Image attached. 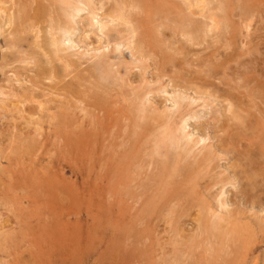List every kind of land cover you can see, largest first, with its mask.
<instances>
[{"label": "rangeland", "instance_id": "obj_1", "mask_svg": "<svg viewBox=\"0 0 264 264\" xmlns=\"http://www.w3.org/2000/svg\"><path fill=\"white\" fill-rule=\"evenodd\" d=\"M29 1L31 3H29ZM44 1L47 2L46 0L0 1V17L2 15V19L0 18L2 22H0V29L4 28L3 30H0V33H2L0 34V100L4 99V106L6 108L10 107L9 109L13 110L12 105H10L12 102H15L17 99H26V103H28V105L25 103L24 109L29 112H35L34 118L37 120L34 122L38 123L41 119V122L38 124L42 126L41 128V126L36 124V127H40L36 129L34 124L31 128V124L33 123H27L29 124L27 126L24 123L25 120L22 117H14L13 121L12 119H8L9 117L6 119L4 117H0V241L5 239L3 242H0V264H264V179H261L264 177V143L262 141L264 139V40L262 39V37L264 38V29L260 28V26L264 27V7H262L264 6V1L260 0L263 5H259L255 2V0H250L253 1V4H251V2L248 3V6H252L249 9L254 8L253 12H256L254 15H252L256 18L254 17V19H251V22H249L248 27L251 28L249 29L248 27L245 28L243 23H241L242 19L245 18V16L242 17V14L244 13L243 11L248 9L246 8V5L243 4V1L236 0L238 4L237 5L235 0H224L225 8H228L225 10L227 13L225 17L227 18V22L230 26L228 30L229 33L224 32L222 34V38L220 34L218 36L220 37L218 42L217 40L212 41V37H210L209 33L207 34L208 39L205 37V35H203L205 40L201 39L197 43H191L189 40H187L188 38L175 36L176 39L180 38L179 40L182 39L183 42L189 41L186 42L188 44L184 43L186 47L187 45L189 46L187 47L188 51L187 49L184 51L186 54L190 53V57L185 54L183 55L185 60H182V57L177 56V59L181 58L182 60H180V70H176L175 72H167L164 74L162 73V68L160 69L159 65V61H161L159 53L162 52L160 50H162L164 47L163 41L159 47L156 48L157 52L153 55L151 54V56H153L152 59H156L155 61L150 59L151 56L149 54L150 58L148 61L144 60V62L139 63L137 67L133 64L128 65L130 67V72L127 75L129 79L127 83H124L121 79V81L119 79H114L112 74L111 76L109 75L108 77L101 79V82H99L100 74L99 71L96 70L94 58H89L90 51L88 54L80 53L84 50L82 43L78 44L80 46H78V48H68L60 52V55L68 53L65 59L61 58V60L64 62H59L60 59L57 58L56 55L49 53L50 46H48V18L49 15L53 16L54 13L51 12V8L48 7V3L46 4ZM165 1L171 2L173 0H144L143 3H139V7H141L139 10L140 12H138L135 16L138 23H136L135 26L138 25L139 30L143 32L145 30L143 26H145L147 22H149V26H152L156 21L159 22V20L166 18V20L164 19L166 23V21L168 22L167 18H169V16V20H175L173 19V8L171 7V11L173 13L168 12V5H170V3H165ZM212 1L213 4L210 3L208 5V7L210 6V9H214L216 7L215 0ZM11 2L13 3L11 4ZM96 2V6H98L100 2L110 5V1L107 0H104V2L103 0H96ZM144 3L148 6V8L144 7ZM160 3H163L164 5L161 6ZM240 4H242V7ZM158 5L160 6V10L155 9V6ZM231 5L232 10L230 8ZM255 5H258L257 8L260 7L261 11H259L260 8L256 9V7H254ZM37 6L41 7L44 15L39 18L38 22L34 23V27L32 28L34 30L32 32L31 29H29L24 24H21L19 21L25 9H30L33 13V8ZM236 8L237 10H235ZM239 8H241V11ZM2 9L5 10L2 11ZM155 10L157 13L160 11V14H157ZM234 10L236 11L234 12V15L236 14L235 16L238 18L233 15ZM142 11L147 13L145 18H142L144 15L141 13ZM238 11L242 12V14ZM220 13L217 11L216 15L220 16L222 14ZM8 14L11 16L10 19L13 21L10 20V22H8V20H6L8 18L6 15ZM82 14L83 13H81V15ZM157 15L160 16V18ZM238 15H241L240 18ZM258 17H260V19ZM240 19L241 21L239 22ZM198 20L199 22H197V24L201 26L208 23V21H204L201 17H199ZM6 22H8V24H6ZM169 22L166 24H169V26L173 27L174 21L173 23ZM253 22L254 24H258V29H256L257 24L254 25ZM140 23L142 24L140 25ZM235 25H237V27H234ZM127 26L128 25L123 26V24H120L119 26L118 24L117 29L121 32H124L128 28ZM188 26H186L187 30L190 29L191 25ZM203 27L205 29V25ZM165 29L163 31H165L166 34L170 33L167 27ZM114 34L115 33L112 32V36H114ZM34 35L39 37L36 38ZM260 35L262 37H259ZM98 36V34H90V39L98 38ZM76 37L78 38V31L74 32L73 34V38L75 40H77ZM157 38L160 39L159 36ZM170 38L171 37H169V39ZM258 38L263 41H257L256 39ZM16 39L22 40H19L18 45H13L12 47L11 43ZM2 42H5L4 46L6 47L3 46ZM34 42L38 43L36 44ZM104 42L105 40L102 37L100 43L103 45ZM220 43L222 45H220ZM95 44L97 43L94 42V44H89L86 47L91 48V45L93 46ZM192 44L194 45V48L190 47L193 46ZM223 44L228 49H226ZM214 46L217 48L214 49ZM42 47H44V49ZM6 49H8V51ZM196 49L197 51H194ZM20 50H23V52L26 51L24 54L22 52L24 56L21 54L19 55V52L21 53ZM42 50L45 51L43 52ZM44 53L49 54L50 58H54V60L51 61L52 63L48 62L49 55L47 56ZM5 54L7 55L5 56ZM45 55L48 57V59L45 57ZM21 56L23 57L25 63L23 62ZM27 56L28 59L26 58ZM188 59L191 60L189 61ZM30 62L31 64L27 65V63ZM140 64L142 67L146 66V68L143 70L140 67ZM48 65H53L54 67L56 75L54 80L48 77V74H50L48 73L49 69H51L50 66L48 68ZM149 65L151 66L148 67ZM192 65L199 66L192 67ZM78 67H81L82 70ZM260 67H262L263 70ZM154 68L157 71H155ZM27 70L28 72H26ZM111 70L114 71L112 68ZM12 71L16 72L14 73ZM144 71H147L148 73H146L148 75ZM192 71L194 73H191ZM152 72L156 73L153 74ZM181 72H186L187 75L185 73L186 76H183V73ZM202 72H205L207 75ZM259 72L262 74H259ZM157 73H159V77H157ZM180 73L184 78L180 75ZM189 73L192 74L191 77V74ZM74 74L77 77H75ZM214 74L215 76H213ZM204 75L206 79L204 78ZM258 75L262 76L260 77ZM87 76L89 77L87 78ZM144 76L147 77L144 78ZM15 80L20 83H17ZM175 80H177V83L179 82L178 84H181V87L180 90L178 87H174L172 90L173 93H171L170 87L171 85L173 87V84L176 83ZM203 80L205 82H203ZM170 81L173 83H170ZM122 82L124 83V86L122 85ZM149 82L152 83L150 84ZM25 83V86L29 91L24 88L25 86L23 84ZM40 83L42 86H39L41 85ZM185 83L186 86L184 85ZM187 83L189 85L193 84L194 87L191 85L193 88L191 87V89L189 86V89L191 90H188ZM128 84L130 86L133 85L132 87H134H130L132 88L131 90H133L132 95L135 94V88L136 92L138 93L132 96L130 94L131 91L129 90L130 88L128 87ZM10 85L11 87L15 86V88L12 87V89ZM161 86H164V90L169 89V92L166 90L165 92L169 95L171 93L170 97L169 95L164 94V91V93L156 91ZM185 87H187L186 90L189 92L185 90ZM197 87L198 89L200 88L199 90L201 91L210 93L212 99L215 100L209 102V104L205 107L202 106L201 100L189 103V97H197L195 92H191ZM56 89L59 90L55 91ZM139 89L142 90L140 91ZM174 90L177 91V93L181 92V95H187L185 99L179 102L180 108L178 110H176V106L172 104L176 99L175 97H177V94L176 92L174 93ZM81 93L85 94L81 95ZM22 95L24 96L21 97ZM37 95L39 96L37 97ZM47 95H49V97ZM96 96H101V102L104 101L101 106L97 104L94 106ZM137 96L138 98H135ZM149 96L152 99L149 98ZM172 96H174V98ZM31 97L34 102L31 100ZM45 97L49 101L45 102L44 107L42 106L43 109L41 107L39 108L36 104V101H44ZM171 97L173 99H171ZM202 97L209 100V98L205 96ZM221 97H223V99L225 98V102L222 100L221 102L223 103H220L219 99ZM49 98H52V100ZM59 99H61L60 101L63 100L62 102H65L63 105L60 103L62 106H59L60 104H58ZM186 99L188 102L185 101ZM243 99L244 102L246 100L245 104H243ZM226 100H229L228 102H230V106L232 105L231 103H233V106L230 107L232 111L231 113L234 115L233 117L230 114L229 108L226 109L227 107L224 106L228 105ZM247 100H251L252 102L250 101L249 103L248 101L247 103ZM47 102H49L50 105H46ZM159 102L160 104H158ZM251 103L253 107H249V104ZM31 104H33V106ZM56 104L58 108H55ZM129 106H131V108ZM171 106H173V108ZM70 107L71 109L69 110L68 108ZM195 107L196 109H194ZM207 107H209V109ZM44 108H46L47 111ZM202 108L204 110H202ZM64 109H68V111ZM166 109L167 112L165 111ZM218 109L221 111H217ZM72 110L73 113L71 114ZM130 110H132V112H130ZM0 111H2L0 114L5 113L3 109H0ZM189 111H199L201 114L198 117H189L187 119L188 123L186 122L187 126H185V130L183 131H190L189 133L192 134L191 137H189L188 140L186 139V141L183 139L176 147H171L168 144H164L159 146L157 151H155L153 137L156 135V133H159L158 131L163 125L162 123H164L167 119L168 121L170 119L171 125H173L171 126L172 129L175 130L179 127L180 132V122L186 118L184 116L180 117V114L186 116ZM203 111L204 113L202 115ZM206 111H209V113H206ZM156 113H160L161 117L158 118L153 116ZM164 113L168 116H165ZM62 114L66 117H62ZM38 117L41 118L39 119ZM154 118H156V120H154ZM190 118H193L194 120ZM196 118L197 121L200 120L198 121L199 123L196 121ZM208 118H210V120L204 122V119ZM6 120H8V122ZM43 120H46V122H43ZM48 122L50 123L48 124ZM4 123H6V125ZM76 125L78 127L77 129ZM201 125H204L205 127H202ZM10 126H13L17 131L13 127L11 129ZM126 126L128 128H126ZM28 127H30V129ZM226 127L227 129H225ZM34 128L35 132L33 131ZM201 128H204L202 129L203 131ZM7 129H10L11 131H8ZM31 129L32 132L30 131ZM97 129L99 130L97 131ZM6 134L11 136H7ZM96 134H98V137L95 138ZM198 134L201 137L207 136L208 138L205 139L204 142L199 141V143H195L193 141L197 140L199 136ZM16 136L19 137L16 138ZM25 138L29 141L28 144ZM215 138L217 140H215ZM21 139L24 140L21 142ZM1 140H3L2 143ZM71 140L73 141L72 143ZM185 142H187L186 145H184ZM200 142L205 144L202 145ZM146 143L148 145H146ZM64 144H67L66 146L68 147H66ZM10 146L13 148H9ZM14 146H16V148H14ZM62 146L65 150L62 148ZM6 151H8L7 154L4 153ZM20 152L22 153L20 154ZM13 153L14 155L12 156ZM207 153L211 154L212 156L210 160L204 158ZM202 158L205 160L203 159L202 161ZM225 158L226 161L224 160ZM50 160H52V163L48 162ZM15 162L17 164H15ZM164 163L170 165L168 171H164L162 169ZM231 163H238V165H236V167H231ZM189 165H191L190 170L184 169ZM24 166L25 168H23ZM174 167L177 168V170L176 172L174 171L171 173V168ZM241 168L249 170V172L253 173L252 180L254 181V187L248 189L249 187L241 185V180H238L235 177V179H232L234 176L233 171L236 170L237 172ZM262 168L263 172L261 171ZM1 171L3 175H1ZM177 172L180 173L178 174ZM7 173H10L11 177H9V174ZM44 174L47 176H43ZM256 175L259 176L255 177ZM116 176H119V178ZM49 179L50 182H48ZM159 179H161V181ZM228 180L231 182L228 183ZM50 184L52 185V188ZM46 185L50 187V189ZM221 187L225 193H223L224 195L220 196L221 199H225L224 208L219 207L216 204V199L219 196L218 193ZM117 188L120 190L117 191ZM24 189L26 191H24ZM161 190L164 193H160ZM242 190L246 192L243 194L240 192ZM55 191L57 193L59 191L60 193L56 194ZM156 201L157 203H155ZM145 204H147L146 206H149L151 209L150 212L147 210L148 208L145 206ZM196 208L200 210L201 216L199 219L200 223L198 222L197 224L193 219ZM259 208L260 210H258ZM170 211L172 212L170 213ZM212 212L213 214H211ZM3 213H5L6 216H3ZM218 216L221 218L219 219ZM211 221H217V227L215 229L205 230V227H210ZM234 223H237L241 229L240 231L238 230V232L233 233L230 227ZM4 228L6 230L5 232H3ZM9 234H11V236H9ZM4 235H8V237H5Z\"/></svg>", "mask_w": 264, "mask_h": 264}, {"label": "bare ground", "instance_id": "obj_2", "mask_svg": "<svg viewBox=\"0 0 264 264\" xmlns=\"http://www.w3.org/2000/svg\"><path fill=\"white\" fill-rule=\"evenodd\" d=\"M1 1V0H0ZM47 2H45L46 4L48 3V7H50L51 8V12H53L54 14H53V16H51V15H49V18H48V21H49V24H48V37H49V45L48 46H50V51L49 50H47V51H49V53H53L54 55H56V57L57 58H59L60 60H61V58H64L65 59V57H66V55H68V53L67 54H62V55H60V52H62V51H64L65 49H68V48H75V47H77L78 48V44L79 43H82L83 44V48H84V50L82 51V52H80V53H87L88 54V52L90 51V53H89V58H94V64H95V67H96V70H98L99 71V74H100V77H99V82H101V79H104L105 77H108L109 75L111 76V74H112V76L114 77V79H116V80H123V82L125 83H127V81H129V79H128V77H127V75H128V73L130 72V67L128 66L129 64H133L134 66H138V64L139 63H143L144 62V60L146 61H148V59L150 58L149 57V54H150V56H151V54L153 55L154 53H156L157 52V50H156V48L157 47H159V45L163 42L164 43V47L162 48V50H160V51H162V52H160L159 53V57H160V60L161 61H159L160 63H159V65H160V69H161V71H162V73L164 74V73H167V72H175L176 70H180V63H181V61L182 60H185L184 58H183V55H185L186 53H185V51L184 50H186L187 49V47H189L188 45H187V47L185 46V44L184 43H186V42H191V43H197V42H199L201 39L203 40L204 39V36L203 35H205V37L207 38V34L209 33L210 34V37H212V41H216L217 40V42H218V39L220 40V37H218L220 34H221V38H222V34L224 33V32H227V33H229L228 32V30H229V28H230V26H229V24H228V22H227V18L225 17V15L227 14L226 13V9H228L227 7L225 8V4H224V0H215V2H216V7L214 8V9H210V6L208 7V5L210 4V3H212L213 4V1L212 0H173V1H171V2H169V1H165V3H170V5H168L169 6V11L168 10H166V11H168V12H172L171 11V7L173 8L172 10H173V12H174V16H173V19H175V20H169L170 19V16H169V18H167L168 19V22L169 23H173V21H174V26L173 27H171V26H169V24L167 25L166 23H168L167 21H166V23H165V21H164V19L166 20V18H163V19H161V20H159V22H155L152 26H149V22H147L146 24H145V26H143L144 28H145V30L142 32V31H140L139 30V26L138 25H136L135 26V24L137 23V20H136V14L138 13V12H140L139 10H140V7H139V3L141 4V3H143V1L144 0H107V1H110V5H106L105 3H101L100 2V4L98 5V6H96V4H97V2H96V0H46ZM232 1V0H231ZM236 1V0H235ZM238 1V0H237ZM237 1L235 2L236 4H237ZM243 1V4H245L246 5V8H248V9H246V10H244L243 12L245 13H243L242 14V12H239V13H241L243 16L242 17H244L245 16V18L244 19H242V22L241 23H243V25H244V27L245 28H247L248 26H249V22H251V19H254V17L255 16H252V15H254V13H256V12H253L254 10V8L253 9H249L250 7H252L251 5L250 6H248V3H250L251 2V4H253V1H250V0H242ZM264 1V0H263ZM103 2H104V0H103ZM214 2V3H215ZM226 2V1H225ZM228 2V1H227ZM241 2V1H240ZM255 2L256 3H258L259 5L260 4H262L261 3V1L260 0H255ZM13 2H11V4H12ZM29 3H31L30 1H29ZM168 3V4H169ZM17 4V3H16ZM151 4V3H150ZM231 4V3H230ZM235 4V5H236ZM2 5H3V2H2ZM42 5V4H41ZM144 7L146 8H148V6L144 3ZM160 5L161 6H163L164 4L163 3H160ZM215 5V4H214ZM227 5H228V3H227ZM238 5V4H237ZM263 5V4H262ZM21 6V5H20ZM44 6V5H43ZM240 6L242 7V4H240ZM143 7V8H144ZM229 7V6H228ZM237 7V6H236ZM254 7H256V9H259V8H257L258 7V5L256 6H254ZM262 7H264V6H262ZM30 8V7H29ZM49 8V9H50ZM160 8V6L158 5V6H155V9H159ZM231 10H232V5H231ZM234 8V7H233ZM44 9V8H43ZM150 9H151V7H150ZM240 9V11H241V8H239ZM5 9H2V11H4ZM15 10V9H14ZM160 10V9H159ZM235 10H237V8L235 9ZM233 11V15H234V12H236V11ZM263 10H264V8H263ZM1 11V12H2ZM101 11V12H100ZM156 11V10H155ZM155 11H153V12H155ZM161 11H163V10H161ZM166 11H165V13H166ZM217 11L220 13H222V14H224V15H222L221 13V15L220 16H217L216 15V13H217ZM229 11V10H228ZM256 11H258V10H256ZM259 11H261V8H260V10ZM19 12V11H18ZM23 12V11H22ZM172 12V13H173ZM229 12H231V11H229ZM10 13H11V10H10ZM9 13V14H10ZM20 13V12H19ZM32 13V11L30 10V9H25V11L22 13V16H21V19H20V23L21 24H24L25 26H27L29 29H31L32 30V32H33V30L34 29H32L33 27H34V23L35 22H38L39 21V18L40 17H42L43 15H44V13H43V11H42V9H41V7H39V6H37V7H34L33 8V13ZM81 13H83L82 15H81ZM141 13H143L144 15H143V17L142 18H145L146 17V14L147 13H144L143 11L141 12ZM156 13H157V11H156ZM159 14H160V11L158 12ZM157 13V14H158ZM232 13V12H231ZM262 13V12H261ZM9 14L8 15H6V16H8V18L6 19V20H8V22H10V20H12V19H10V17L11 16H9ZM140 14V13H139ZM229 14V13H228ZM257 14H258V12H257ZM260 14V13H259ZM11 15V14H10ZM46 15V14H45ZM156 15V14H155ZM236 15V14H235ZM234 15V16H235ZM158 16V15H157ZM157 16H155V17H157ZM233 16V17H234ZM239 16V15H238ZM241 16V15H240ZM240 16H239V18H240ZM257 16V15H256ZM261 16H262V14H261ZM264 16V15H263ZM262 16V17H263ZM18 17V16H17ZM46 17V16H45ZM150 17V16H149ZM153 17V16H152ZM159 18H160V16H158ZM164 17H166V16H164ZM199 17H201L204 21L206 20V21H208V23H206V24H203V26L205 25V29H204V27L203 26H201V25H199V24H197V22H199V20H198V18ZM220 17V18H219ZM236 17V16H235ZM234 17V18H235ZM241 17V18H242ZM1 19H2V15H1V17H0ZM154 18V17H153ZM158 18V19H159ZM230 18V17H229ZM236 18H238V17H236ZM256 18V17H255ZM259 19H260V17H258ZM139 20V19H138ZM141 20V19H140ZM153 20V19H152ZM154 20H156V19H154ZM13 21V20H12ZM233 21V20H232ZM241 21V19L239 20V22ZM264 21V20H263ZM0 22H1V20H0ZM8 22H6V24H8ZM140 22H142V21H140ZM2 23V22H1ZM14 23V22H13ZM119 24V26H120V24H123V26L124 25H128L127 27V29L124 31V32H121L120 30H118L117 29V25ZM138 24V23H137ZM142 23H140V25H141ZM240 24V23H239ZM253 24H254V22H253ZM257 24V23H256ZM256 24H254V25H256ZM36 25V24H35ZM38 25V24H37ZM188 25H191L190 26V29H188L187 30V28H186V26H188ZM196 25V26H195ZM242 25V26H243ZM251 25V24H250ZM260 25V24H259ZM263 25V24H262ZM2 26H3V24H2ZM9 26H10V24H9ZM40 26V25H39ZM4 27V26H3ZM6 27V26H5ZM38 27V26H37ZM36 27V28H37ZM167 27V29L169 30V32L170 33H168V34H166L165 33V31H163L165 28ZM189 27V26H188ZM234 27H237V25H235ZM256 27V26H255ZM249 28V27H248ZM253 28V27H252ZM260 28H263L264 29V27L263 26H260ZM2 29V28H1ZM0 29V30H1ZM4 29V28H3ZM2 29V30H3ZM8 29V28H7ZM15 29V28H14ZM38 29H40V28H38ZM123 29V28H122ZM249 29H251V28H249ZM256 29H258V24H257V27H256ZM9 30V29H8ZM24 30V29H23ZM166 30V29H165ZM237 30V29H236ZM239 30V29H238ZM76 31H78V38H77V40H75L74 38H73V34H74V32H76ZM232 31V30H231ZM234 31H235V29H234ZM252 31V30H251ZM254 31V30H253ZM36 32V31H35ZM37 32H38V30H37ZM44 32V31H43ZM112 32H114L115 34H114V36H112ZM205 32V33H204ZM244 32V31H243ZM255 32V31H254ZM261 32H263V31H261ZM260 32V33H261ZM14 33V32H13ZM17 33V32H16ZM22 33V32H21ZM31 33V32H30ZM40 33V32H39ZM165 33V34H164ZM256 33V32H255ZM0 34H2V33H0ZM77 34V33H76ZM90 34L92 35V34H98L99 36H98V38H95V39H97V40H95V39H90ZM234 34V33H233ZM4 35V34H3ZM10 35V34H9ZM38 35V34H37ZM45 35V34H44ZM225 35V34H224ZM258 35V34H257ZM36 38H38L36 35H34ZM160 37V39H158L157 37ZM175 37V36H180L181 38H188L187 40H189V41H186V40H184V41H186V42H183L182 41V39L181 40H179V39H176V37L175 38H173V37ZM9 37V36H8ZM93 37H95V36H93ZM104 38V40H105V42H104V44L102 45V43H100V40H101V38ZM169 37H171L170 39H169ZM259 37H262L261 35L259 36ZM20 38V37H19ZM41 38V37H40ZM249 38V37H248ZM2 39H3V37H2ZM7 39V38H6ZM6 39H4V40H6ZM172 39H174V40H172ZM208 39V38H207ZM225 39V38H224ZM262 39L264 40V38L262 37ZM3 40V41H4ZM9 40V39H8ZM19 40L21 41L22 39H16V40H14L11 44H12V47H13V45L15 46V45H18V43H19ZM36 40V39H35ZM38 40V39H37ZM40 40V39H39ZM205 40V39H204ZM234 40V39H233ZM257 41L258 40H261V39H256ZM263 40H261V41H263ZM31 41V40H30ZM30 41H28V42H30ZM112 41V42H111ZM166 41V42H165ZM225 41H226V39H225ZM228 41V40H227ZM230 41V40H229ZM6 42V41H5ZM5 42L3 43V46L5 45ZM27 42V41H26ZM44 42V41H43ZM94 42L95 43H97V44H95V45H91V48H87L86 46L87 45H89V44H94ZM34 43H36V42H34ZM38 43V42H37ZM36 43V44H37ZM46 43V42H45ZM214 43V42H213ZM222 43V42H221ZM220 43V45H222ZM227 43V42H226ZM251 43V42H250ZM260 43H262V42H260ZM264 43V42H263ZM9 44V43H8ZM39 44H40V42H39ZM186 44H188V43H186ZM199 44H201V43H199ZM198 44V45H199ZM209 44V43H208ZM215 44V43H214ZM249 44V43H248ZM10 45V44H9ZM35 45V44H34ZM43 45V44H42ZM46 45V44H45ZM44 45V46H45ZM193 45V44H192ZM224 45V44H223ZM37 46V45H36ZM47 46V45H46ZM225 46V45H224ZM244 46V45H243ZM252 46V45H251ZM4 47H6V46H4ZM8 47V46H7ZM18 47V46H17ZM16 47V48H17ZM33 47V46H32ZM80 47V46H79ZM190 47H193L194 48V45L193 46H190ZM205 47H207V46H205ZM209 47H211V46H209ZM229 47V46H228ZM247 47V46H246ZM253 47V46H252ZM9 48V47H8ZM37 48V47H36ZM40 48V47H39ZM43 49H44V47H42ZM46 48H48V47H46ZM204 48V47H203ZM217 48V47H216ZM215 48V46H214V49H216ZM225 48H226V46H225ZM232 48V47H231ZM259 48V47H258ZM261 48V47H260ZM38 49V48H37ZM192 49V48H191ZM211 49V48H210ZM226 49H228V48H226ZM255 49V48H254ZM7 51H8V49H6ZM18 50V49H17ZM156 50V51H155ZM218 50V49H217ZM217 50H215V51H217ZM221 50V49H220ZM257 50V49H256ZM260 50V49H259ZM10 51V50H9ZM16 51V50H15ZM21 51V53L19 52V55L21 54L22 56H24L23 54L26 52V51H24L23 52V50H20ZM29 51H31V50H29ZM35 51V50H34ZM43 51V50H42ZM45 51V50H44ZM43 51V52H44ZM187 51H188V49H187ZM194 51H197V49L196 50H194ZM226 51V50H225ZM264 51V50H263ZM11 52H12V50H11ZM22 52H23V54H22ZM79 52V51H78ZM233 52V51H232ZM7 53V52H6ZM15 53H17V52H15ZM48 53V52H47ZM77 53V52H76ZM195 53V52H194ZM197 53V52H196ZM234 53V52H233ZM232 53V54H233ZM18 54V53H17ZM28 54V53H27ZM44 54H46V53H44ZM190 54V53H189ZM189 54H186L187 56H189L190 57V55ZM208 54V53H207ZM219 54V53H218ZM228 54V53H227ZM250 54V53H249ZM261 54V53H260ZM263 54V53H262ZM2 55V54H1ZM7 54H5V56H6ZM10 55V54H9ZM47 56L49 55V54H46ZM45 55V57H47ZM79 55V54H78ZM193 55V54H192ZM213 55V54H212ZM220 55V54H219ZM252 55V54H251ZM258 55V54H257ZM3 56V55H2ZM1 56V57H2ZM4 56V57H5ZM21 56V57H22ZM31 56V55H30ZM29 56V57H30ZM44 56V55H43ZM52 56V55H51ZM75 56V55H74ZM87 56V55H86ZM182 57V60H181V58H176V57ZM197 56V55H196ZM216 56V55H215ZM215 56H214V58H215ZM254 56V55H253ZM49 57V63L51 62V61H53L54 60V58H50V55L48 56ZM48 57H47V59H48ZM69 57V56H68ZM75 57H77V56H75ZM156 57V56H155ZM186 57V56H185ZM189 57H187V58H189ZM252 57V56H251ZM256 57V56H255ZM10 58V57H9ZM27 59H28V56L26 57ZM44 58V57H43ZM83 58V57H82ZM153 58V56H151V58L150 59H152ZM186 58V59H187ZM236 58V57H235ZM244 58V57H243ZM254 58V57H253ZM7 59V58H6ZM22 59H23V57H22ZM30 59V58H29ZM56 59V58H55ZM76 59V58H75ZM78 59V58H77ZM197 59V58H196ZM216 59V58H215ZM236 59H238V58H236ZM246 59V58H245ZM262 59V58H261ZM9 60V59H8ZM59 60V62H64V61H60ZM70 60V59H69ZM68 60V61H69ZM153 60V59H152ZM156 59L154 58V60L153 61H155ZM181 60V61H180ZM189 60V59H188ZM191 60V59H190ZM189 60V61H190ZM56 61H57V59H56ZM87 61V60H86ZM213 61V60H212ZM230 61V60H229ZM6 62V61H5ZM9 62V61H8ZM23 62H24V59H23ZM78 62V61H77ZM184 62V61H183ZM195 62V61H194ZM199 62V61H198ZM211 62V61H210ZM239 62V61H238ZM250 62V61H249ZM25 63V62H24ZM43 63H44V61H43ZM52 63V62H51ZM58 63V62H57ZM147 63H149V62H147ZM155 63V62H154ZM243 63V62H242ZM242 63H240V64H242ZM6 64V63H5ZM28 64H31V62L30 63H27V65ZM90 64V63H89ZM185 64H187V63H185ZM184 64V65H185ZM198 64V63H197ZM223 64H224V62H223ZM235 64V63H234ZM54 65V64H53ZM53 65H48V68H49V66L51 67V69H49V72L48 73H50V74H48L49 76V78L50 79H53L54 80V78H56V75H55V70H54V67H53ZM62 65V64H61ZM70 65H71V62H70ZM80 65V64H79ZM132 65V66H133ZM148 65V64H147ZM157 65V64H156ZM189 65V64H188ZM191 65V64H190ZM246 65V64H245ZM24 66H25V64H24ZM67 66V65H66ZM77 66V65H76ZM113 66V67H112ZM144 66V65H143ZM151 65H149L148 67H150ZM153 66V65H152ZM194 66H196V65H194ZM193 65H192V67H194ZM199 66V65H198ZM198 66H196V67H198ZM228 66V65H227ZM256 66V65H255ZM14 67V66H13ZM45 67V66H44ZM60 67V66H59ZM69 67V66H68ZM67 67V68H68ZM74 67V66H73ZM84 67V66H83ZM88 67V66H87ZM140 67L144 70L145 68H146V66H144V67H142V65L140 64ZM154 67V66H153ZM189 67H191V66H189ZM188 67V68H189ZM195 67V68H196ZM201 67V66H200ZM237 67V66H236ZM254 67V66H253ZM16 68V67H15ZM30 68V67H29ZM28 68V69H29ZM32 68V67H31ZM46 68V67H45ZM61 68V67H60ZM59 68V69H60ZM71 68V67H70ZM78 68H80L81 69V67H78ZM111 68L112 69H114V71H112L111 70ZM156 68V67H155ZM154 68V69H155ZM245 68V67H244ZM261 69H262V67H260ZM25 69V68H24ZM39 69H40V67H39ZM74 69V68H73ZM76 69V68H75ZM91 69V68H90ZM148 69V68H147ZM182 69V68H181ZM198 69H200V68H198ZM241 69H242V67H241ZM240 69V70H241ZM249 69V68H248ZM63 70V69H62ZM66 70H68V69H66ZM82 70V69H81ZM139 70H141V69H139ZM153 70V69H152ZM189 70V69H188ZM187 70V71H188ZM263 70V69H262ZM44 71H46V70H44ZM59 71V70H58ZM57 71V72H58ZM68 71H70V70H68ZM72 71V70H71ZM84 71V70H83ZM149 71V70H148ZM155 71H157L156 69H155ZM160 71V72H161ZM182 71H184V70H182ZM186 71V72H187ZM198 71V70H197ZM196 71V72H197ZM258 71V70H257ZM261 71V70H260ZM12 72H14V71H12ZM16 72V71H15ZM14 72V73H15ZM26 72H28V70L26 71ZM64 72H65V70H64ZM77 72V71H76ZM80 72V71H79ZM78 72V73H79ZM140 72V71H139ZM145 72V71H144ZM147 72V71H146ZM145 72V73H146ZM186 72H181V73H183V76L185 75V73ZM190 72V71H189ZM255 72V71H254ZM263 72V71H262ZM20 73V72H19ZM72 73V72H71ZM71 73H69V74H71ZM148 73V72H147ZM146 73V74H147ZM153 73V72H152ZM156 73V72H155ZM155 73H153V74H155ZM181 73H180V75H181ZM191 73H194L193 71L191 72ZM191 73H189V74H191ZM202 73H205V72H202ZM223 73V72H222ZM240 73V72H239ZM244 73V72H243ZM42 74V73H41ZM59 74V73H58ZM68 74V75H69ZM88 74V73H87ZM86 74V75H87ZM136 74H138V73H136ZM150 74V73H149ZM153 74H151V75H153ZM178 74V73H177ZM196 74V73H195ZM206 74V73H205ZM216 74V73H215ZM215 74L213 75V76H215ZM224 74V73H223ZM227 74V73H226ZM230 74V73H229ZM258 74V73H257ZM256 74V75H257ZM259 74H262V73H260L259 72ZM19 75V74H18ZM17 75V76H18ZM21 75V74H20ZM30 75V74H29ZM75 75V74H74ZM130 75V74H129ZM145 75V74H144ZM148 75V74H147ZM159 75V73H157V77H159L158 76ZM186 75H187V73H186ZM185 75V76H186ZM207 75V74H206ZM212 75V74H211ZM220 75V74H219ZM231 75V74H230ZM239 75V74H238ZM256 75H254V76H256ZM60 76H61V74H60ZM65 76V75H64ZM90 76V75H89ZM89 76H87V78L89 77ZM182 76V75H181ZM182 76V77H183ZM192 76V74L190 75V77ZM195 76V75H194ZM197 76V75H196ZM258 76H262V75H258ZM15 77V76H14ZM58 77V76H57ZM62 77V76H61ZM75 77H77L76 75H75ZM79 77V76H78ZM145 77H147V76H144V78ZM155 77H156V75H155ZM166 77V76H165ZM164 77V78H165ZM189 77V76H188ZM188 77H187V79H188ZM203 77V76H202ZM211 77V76H210ZM228 77H230V76H228ZM239 77V76H238ZM22 78V77H21ZM20 78V79H21ZM29 78V77H28ZM27 78V79H28ZM86 78V77H85ZM91 78V77H90ZM89 78V79H90ZM138 78V77H137ZM148 78H149V76H148ZM151 78V77H150ZM163 78V77H162ZM162 78H160V79H162ZM184 78V77H183ZM204 78L206 79V77H205V75H204ZM203 78V79H204ZM250 78V77H249ZM14 79V78H13ZM32 79V78H31ZM36 79H37V77H36ZM58 79V78H57ZM56 79V80H57ZM81 79V78H80ZM158 79V78H157ZM172 79V78H171ZM176 79V78H175ZM252 79V78H251ZM257 79V78H256ZM10 80V79H9ZM17 80V79H16ZM15 80V81H16ZM33 80H34V77H33ZM65 80V79H64ZM84 80V79H83ZM98 80V79H97ZM120 80V81H121ZM132 80H133V78H132ZM131 80V81H132ZM150 80V79H149ZM174 80V79H173ZM172 80V81H173ZM178 80V79H177ZM177 80H175V82L177 81ZM233 80V79H232ZM255 80V79H254ZM254 80H252V81H254ZM14 81V80H13ZM29 81V80H28ZM46 81V80H45ZM62 81V80H61ZM93 81V80H92ZM151 81V80H150ZM153 81V80H152ZM172 81H170V83L172 82ZM222 81V80H221ZM238 81V80H237ZM264 81V80H263ZM17 83H20V82H18V81H16ZM52 82V81H51ZM72 82V81H71ZM75 82V81H74ZM73 82V83H74ZM90 82V81H89ZM94 82V81H93ZM122 82V83H123ZM158 82V81H157ZM203 82H205L204 80H203ZM207 82V81H206ZM232 82V81H231ZM246 82V81H245ZM26 83H28V82H26ZM26 83L25 84H23L24 86L26 85ZM62 83V82H61ZM66 83V82H65ZM87 83V82H86ZM124 83L122 84L123 86H124ZM129 83V82H128ZM136 83H138V82H136ZM150 83V82H149ZM152 83V82H151ZM150 83V84H151ZM169 83V84H170ZM173 83V82H172ZM177 83V82H176ZM173 84V87H172V85H171V87L170 86H168V87H170V89H171V93H173V89H174V87H178V89L180 90V87H181V84ZM181 83V82H180ZM221 83V82H220ZM242 83V82H241ZM21 84H22V82H21ZM41 84V83H40ZM147 84H148V82H147ZM160 84V83H159ZM182 84H183V82H182ZM188 84V83H187ZM206 84V83H205ZM19 85V84H18ZM91 85V84H90ZM106 85H107V83H106ZM129 85V84H128ZM127 85V86H128ZM132 85V84H131ZM165 85V84H164ZM167 85V84H166ZM185 86H186V83L184 84ZM183 85V86H184ZM192 86H193V84H191ZM191 85H189L188 84V88L187 87H185V90H186V88L188 89V90H191L193 87L191 86ZM199 85H200V83H199ZM208 85V84H207ZM236 85V84H235ZM264 85V84H263ZM39 86H42V84L41 85H39ZM44 86H46V85H44ZM73 86V85H72ZM98 86H99V84H98ZM133 86V85H132ZM132 86H128L129 88L130 87H132ZM189 86H190V88L191 89H189ZM223 86V85H222ZM10 87H11V85H10ZM13 87V86H12ZM11 87V88H12ZM18 87H20V86H18ZM48 87V86H47ZM56 87V86H55ZM102 87V86H101ZM141 87V86H140ZM167 87V86H166ZM165 87V88H166ZM13 88H15V86L13 87ZM12 88V89H13ZM24 88H26L27 89V87L25 86ZM35 88V87H34ZM81 88V87H80ZM110 88V87H109ZM132 88H134V87H132ZM132 88H130L129 90L131 91H128V92H130V94L132 95V91L133 90H131ZM138 88V87H137ZM3 89V88H2ZM8 89V88H7ZM19 89V88H18ZM18 89H17V91H18ZM30 89V88H29ZM50 89V88H49ZM61 89V88H60ZM64 89V88H63ZM123 89V88H122ZM148 89V88H147ZM183 89H184V87H183ZM200 89V88H199ZM198 89V87L197 88H195V90H192L191 92H195V95H197V97H189V103L190 102H195V101H197V100H201L202 101V106L203 107H205V106H207L208 104H209V102H212V100H215V99H212V96H211V94L210 93H208V92H206V91H201V90H199ZM207 89V88H206ZM209 89V88H208ZM235 89V88H234ZM1 90V89H0ZM4 90V89H3ZM28 90V89H27ZM26 90V91H27ZM35 90H36V88H35ZM37 90H38V88H37ZM59 90V89H58ZM57 89L55 90V91H58ZM69 90V89H68ZM89 90H91V89H89ZM111 90V89H110ZM140 91L142 90V89H139ZM145 90V89H144ZM167 92H169L167 89H165ZM165 90H164V86H161L160 88H158L156 91H160V92H165ZM176 90H177V88H176ZM182 90V89H181ZM210 91H212L211 89H209ZM29 91V90H28ZM30 91H32V90H30ZM83 91V90H82ZM115 91V90H114ZM135 94H137L138 92H136V88H135ZM155 91V92H156ZM187 91V90H186ZM250 91V90H249ZM1 92V91H0ZM11 92V91H10ZM25 92V91H24ZM50 92V91H49ZM53 92V91H52ZM84 92V91H83ZM113 92V91H112ZM163 92V93H164ZM176 92V96L177 97H175L176 99L173 101V103L172 104H174L175 106H176V110H178L179 108H180V103L179 102H181V100H183V99H185L186 98V96H184V94L183 95H181L179 92V94L177 93V91H175L174 90V93ZM184 92V91H183ZM187 92H189V91H187ZM186 92V93H187ZM190 92V93H191ZM213 92V91H212ZM4 93V92H3ZM17 93V92H16ZM26 93V92H25ZM48 93V92H47ZM86 93V92H85ZM85 93H83V94H85ZM89 93V92H88ZM140 93V92H139ZM158 93V92H157ZM171 93H170V95L168 94V93H164V94H167V95H169V97L171 96ZM185 93V94H186ZM261 93V92H260ZM13 94V93H12ZM27 94V93H26ZM52 94V93H51ZM59 94H61V93H59ZM82 93H81V95H83ZM134 94V95H135ZM150 94V93H149ZM154 94V93H153ZM161 94V93H160ZM217 94V93H216ZM10 95V94H9ZM9 95H8V97H9ZM62 95V94H61ZM79 95V94H78ZM130 95V96H131ZM134 95H132V96H134ZM156 95V94H155ZM173 95V94H172ZM193 95V94H192ZM247 95V94H246ZM6 96H7V94H6ZM19 96H20V94H19ZM18 96V97H19ZM24 95H22L21 97H23ZM30 96H33V95H30ZM39 95H37V97H38ZM48 97H49V95H47ZM46 96V97H47ZM54 96V95H53ZM66 96V95H65ZM84 96H87V95H84ZM127 96V95H126ZM202 96H205V97H207V98H209V100L208 99H205V98H203ZM219 96V95H218ZM248 96H249V94H248ZM251 96V95H250ZM3 97V96H2ZM7 97V98H8ZM26 97V96H25ZM46 97L44 98L45 100L43 101H40V100H38V101H36V104H37V106L40 108H42V106L44 107V104H45V102L46 101H49V100H47L46 99ZM47 97V98H48ZM101 97V96H100ZM100 97H98V96H96L95 97V99H96V101L94 102L95 104H94V106L97 104V105H102L103 104V102H101V100H100ZM103 97V96H102ZM116 97V96H115ZM118 97V96H117ZM147 97V96H146ZM173 98H174V96H172ZM171 97V99H173ZM210 97H211V99H210ZM220 97V96H219ZM247 97V96H246ZM4 98V97H3ZM20 98V97H19ZM30 98V97H29ZM56 98H58V97H56ZM60 98H61V96H60ZM63 98H65V97H63ZM84 98V97H83ZM135 98H138V96L137 97H135ZM145 98V97H144ZM149 98H151L150 96H149ZM188 98V97H187ZM213 98H215V97H213ZM241 98V97H240ZM242 98H243V94H242ZM242 98H241V100H242ZM34 99H35V97H34ZM37 99V98H36ZM49 99H51L52 100V98H49ZM62 99V98H61ZM61 99H59V101L61 100ZM70 99H71V97H70ZM88 99V98H87ZM120 99V98H119ZM133 99V98H132ZM152 99V98H151ZM166 99V98H165ZM225 99V98H224ZM223 99V97H221L219 100H220V103H223V102H221L222 100H224ZM246 99V98H245ZM4 99H1L0 100V109H3V111L5 112V113H2V114H0V117H4L5 119L6 118H8V119H12V121H13V119H14V117H22L24 120V123L28 126L30 123H33V124H31L32 126H31V128L33 127V125L36 127L37 125L36 124H38V123H40L41 122V117L39 118L40 119V121L37 123V122H34L35 120H37V119H35L34 118V113L33 112H29V111H26L25 109H24V104L26 103V99H22V100H16L15 102H12V104H10V105H12V107H13V110H10L9 108H6L5 106H4V101H3ZM31 100H32V97H31ZM54 100H55V98H54ZM58 100V99H57ZM91 100V99H90ZM136 100V99H135ZM138 100V99H137ZM144 100H146V99H144ZM149 100V99H148ZM218 100V101H219ZM252 100V99H251ZM250 100V101H251ZM8 101H10V100H8ZM12 101V100H11ZM33 101V100H32ZM58 101V104H60V103H62V105H63V103H65V102H62V101H60L59 102ZM76 101V100H75ZM93 101V100H92ZM115 101V100H114ZM154 101V100H153ZM165 101V100H164ZM163 101V102H164ZM172 101V100H171ZM170 101V102H171ZM185 101H187V99L185 100ZM185 101H184V103H185ZM229 100H226V102H228ZM240 101V100H239ZM248 101L249 100H247V103H248ZM250 101H249V103H250ZM5 102H6V100H5ZM34 102V101H33ZM51 102V101H50ZM78 102V101H77ZM76 102V103H77ZM121 102H122V98H121ZM127 102V101H126ZM132 102V101H131ZM142 102V101H141ZM188 102V101H187ZM214 102V101H213ZM217 102V101H216ZM224 102H225V100H224ZM241 102V101H240ZM243 102H244V99H243ZM245 102H246V100H245ZM245 102L243 103V104H245ZM252 102V101H251ZM7 103V102H6ZM8 103H10V102H8ZM73 103H75V102H73ZM90 103H92V102H90ZM89 103V104H90ZM133 103V102H132ZM219 103V104H220ZM230 102H228V105H229V107H228V105H224V106H226L227 108L226 109H228L229 108V111H230V114L232 115V117L234 116L231 112V106H233V103H231L232 105L230 106V104H229ZM247 103H246V105H247ZM27 105H28V103H26ZM49 104V102H47V104L46 105H48ZM55 104V103H54ZM81 104H82V102H81ZM88 104V105H89ZM124 104V103H123ZM158 104H160V102L158 103ZM158 104H157V106H158ZM191 104H193V103H191ZM214 104V103H213ZM217 104H218V102H217ZM225 104V103H224ZM242 104V103H241ZM26 105V106H27ZM32 106H33V104H31ZM45 105V106H46ZM50 105V104H49ZM52 105V104H51ZM61 104L59 105V106H62ZM119 105V104H118ZM164 105H165V103H164ZM190 105V104H189ZM201 105V104H200ZM199 105V107L201 108V106ZM215 105H216V103H215ZM53 106V105H52ZM124 106H126V105H124ZM150 106H151V104H150ZM224 106H223V108H224ZM253 107L252 106V103L251 104H249V107ZM11 107V108H12ZM30 107V106H29ZM74 107H75V105H74ZM92 107V106H91ZM99 107V106H98ZM130 108H131V106H129ZM172 108H173V106H171ZM209 107H211V106H209ZM209 107H207L208 109H209ZM248 107V106H247ZM248 107V108H249ZM49 108V107H48ZM55 108H58L57 107V104H56V106H55ZM65 108V107H64ZM79 108V107H78ZM170 108V107H169ZM219 108V107H218ZM221 108H222V106H221ZM31 109V108H30ZM37 109V108H36ZM43 109V108H42ZM46 111H47V109L46 108H44ZM69 110L71 109V107L70 108H68ZM68 109H64V110H67L68 111ZM74 109V108H73ZM100 109V108H99ZM109 109V108H108ZM133 109V108H132ZM138 109V108H137ZM194 109H196V107L194 108ZM225 109V110H226ZM233 109V108H232ZM254 109H255V107H254ZM38 110V109H37ZM41 110V109H40ZM89 110H91V109H89ZM127 110H129V109H127ZM138 110H140V109H138ZM149 110V109H148ZM202 110H204L203 108H202ZM241 110V109H240ZM39 111V110H38ZM80 111V110H79ZM88 111V110H87ZM135 111H137V110H135ZM162 111V110H161ZM166 112H167V109L165 110ZM194 111V110H193ZM217 111H219V109L217 110ZM221 111V110H220ZM219 111V112H220ZM0 112H2V111H0ZM57 112V111H56ZM99 112V111H98ZM101 112V111H100ZM130 112H132V110H130ZM164 112V111H163ZM176 112V111H175ZM209 113V111H206V113ZM226 112H227V110H226ZM234 112H236V111H234ZM50 113H51V111H50ZM73 113V110H72V112H71V114ZM84 113H85V111H84ZM122 113V112H121ZM128 113V112H127ZM137 113V112H136ZM203 113H204V111L202 112V115H203ZM222 113V112H221ZM87 114V113H86ZM228 114V113H227ZM244 114V113H243ZM242 114V115H243ZM44 115V114H43ZM79 115H80V113H79ZM123 115V114H122ZM164 115H165V113H164ZM181 116L180 117H186L185 119H183L179 124H180V132H179V127L178 128H176L175 130L174 129H172V127L171 126H173V125H171V122H170V119H169V121H168V119L164 122V123H162L163 125L161 126V128H160V130L158 131L159 133H156V135H154V137H153V143H154V148H155V151H157V149H158V147L159 146H161V145H164V144H168L169 146H177V145H179V143L183 140V139H185V141H186V139L188 140V138L189 137H191V135L192 134H190L189 132H184L183 130H185L184 128H185V126H187L186 124L188 123L187 122V119L189 118V117H198V116H200L201 114H200V112L199 111H196V112H190L189 111V113L185 116V115H182V114H180ZM218 115H219V113H218ZM226 115V114H225ZM230 115V116H231ZM38 116V115H37ZM73 116V115H72ZM77 116H78V114H77ZM87 116V115H86ZM153 116H155V117H161V115H160V113L158 114V113H156V114H154ZM165 116H168V115H165ZM208 116H209V114H208ZM248 116V115H247ZM45 117V116H44ZM62 117H66L65 115H63L62 114ZM92 117V116H91ZM108 117V116H107ZM124 117V116H123ZM152 117V116H151ZM150 117V118H151ZM205 117V116H204ZM138 118V117H137ZM141 118V117H140ZM149 118V119H150ZM167 118V117H166ZM203 118V117H202ZM202 118H200V119H202ZM206 118V117H205ZM17 119V118H16ZM38 119V120H39ZM44 119V118H43ZM145 119V118H144ZM147 119V118H146ZM148 119V120H149ZM190 119H193V118H190ZM199 119V118H198ZM62 120V119H61ZM60 120V121H61ZM82 120V119H81ZM154 120H156V118H154ZM194 120V119H193ZM208 120H210V118H208V119H204V122H206V121H208ZM217 120V119H216ZM228 120V119H227ZM226 120V121H227ZM7 122H8V120H6ZM5 121V122H6ZM15 121V120H14ZM46 122V120H43V122ZM79 121V120H78ZM157 121H158V119H157ZM156 121V122H157ZM188 121H192V120H188ZM196 121H197V118H196ZM198 121H200V120H198ZM197 121V122H198ZM218 121V120H217ZM9 122H11V121H9ZM63 122V121H62ZM155 122V123H156ZM187 122V123H186ZM193 122H195V121H193ZM196 122V123H197ZM231 122V121H230ZM3 123V122H2ZM14 123V122H13ZM27 123H29V124H27ZM50 122H48V124H49ZM154 123V124H155ZM159 123H161V122H159ZM199 123V122H198ZM5 125H6V123H4ZM9 124V123H8ZM7 124V125H8ZM12 124V123H11ZM10 124V125H11ZM42 124V123H41ZM68 124H70V123H68ZM78 124V123H77ZM82 124H83V121H82ZM81 124V125H82ZM126 124H128V123H126ZM137 124V123H136ZM158 124V123H157ZM206 124V123H205ZM230 124V123H229ZM241 124V123H240ZM14 125V124H13ZM39 125V124H38ZM80 125V126H81ZM129 125V124H128ZM132 125H134V124H132ZM195 125V124H194ZM193 125V126H194ZM39 126H41V125H39ZM38 126V127H39ZM50 126V125H49ZM66 126V125H65ZM79 126V125H78ZM83 126V125H82ZM196 126V125H195ZM202 126V125H201ZM204 126V125H203ZM202 126V127H203ZM217 126V125H216ZM229 126V125H228ZM241 126V125H240ZM239 126V127H240ZM259 126V125H258ZM11 127V129H12V127L13 126H10ZM9 127V128H10ZM17 127V126H16ZM26 127V126H25ZM38 127H36V129L38 128ZM138 127H139V125H138ZM198 127V126H197ZM205 127V126H204ZM2 128V127H1ZM7 128V127H6ZM14 128V127H13ZM20 128V127H19ZM19 128H17V129H19ZM29 129H30V127H28ZM27 128V129H28ZM40 128V127H39ZM41 128H42V126H41ZM48 128V127H47ZM56 128V127H55ZM57 128H58V126H57ZM56 128V129H57ZM78 127H77V125H76V129H77ZM80 128V127H79ZM126 128H128L127 126H126ZM130 128V127H129ZM133 128H135V127H133ZM157 128V127H156ZM216 128V127H215ZM241 128V127H240ZM15 129V128H14ZM14 129H13V131H14ZM27 129H25V130H27ZM75 129V128H74ZM141 129V128H140ZM143 129H145V128H143ZM148 129V128H147ZM158 129V128H157ZM187 129V128H186ZM202 129H204V128H201V130ZM221 129V128H220ZM225 129H227V127L225 128ZM8 130V129H7ZM10 130V129H9ZM8 130V131H9ZM16 130V129H15ZM35 130V128L33 129V131ZM42 130V129H41ZM40 130V131H41ZM58 130V129H57ZM99 129H97V131H98ZM139 130V129H138ZM192 130V129H191ZM195 130H196V128H195ZM198 130V129H197ZM224 130V129H223ZM11 131V130H10ZM17 131V130H16ZM19 131V130H18ZM29 131V130H28ZM31 132H32V129L30 130ZM38 131H39V129H38ZM103 131V130H102ZM148 131H149V129H148ZM151 131V130H150ZM203 131V130H202ZM247 131V130H246ZM35 132V131H34ZM33 132V133H34ZM47 132V131H46ZM108 132V131H107ZM132 132V131H131ZM223 132V131H222ZM225 132V131H224ZM239 132V131H238ZM241 132V131H240ZM11 133V132H10ZM9 133V134H10ZM14 133H15V131H14ZM20 133H21V129H20ZM24 133H25V131H24ZM30 133V132H29ZM96 133V132H95ZM179 133V134H178ZM193 133V132H192ZM200 133V132H199ZM204 133V132H203ZM209 133V132H208ZM207 133V134H208ZM9 134H6L7 136L9 135ZM19 134V133H18ZM147 134V133H146ZM151 134V133H150ZM225 134V133H224ZM5 135V136H6ZM14 135H16V134H14ZM98 134H96V136H95V138L96 137H98L97 136ZM199 135V134H198ZM204 135V134H203ZM206 135V134H205ZM215 135V134H214ZM6 136V137H7ZM9 136H11V135H9ZM21 136V135H20ZM23 136V135H22ZM74 136V135H73ZM85 136V135H84ZM216 136H218V135H216ZM19 136H16V138H18ZM59 137V136H58ZM130 137V136H129ZM148 137V136H147ZM211 137H212V135H211ZM219 137V136H218ZM9 138V137H8ZM29 138V137H28ZM128 138V137H127ZM131 138V137H130ZM196 138V137H195ZM208 137L206 136H204V137H201L200 135L198 136V138H197V140H195V141H193V142H198L199 143V141H205V139H207ZM30 139V138H29ZM86 139V138H85ZM119 139H122V138H119ZM214 139V138H213ZM24 140V139H23ZM22 139H21V142L23 141ZM25 140H26V138H25ZM94 140V139H93ZM135 140V139H134ZM190 140V139H189ZM210 140V139H209ZM215 140H217L216 138H215ZM2 141L3 140H1V143H2ZM31 141H32V139H31ZM64 141V140H63ZM62 141V142H63ZM120 141V140H119ZM213 141V140H212ZM263 141V143H264V139L262 140ZM26 142H27V144H28V140H26ZM25 142V143H26ZM73 141L71 140V143H72ZM79 142V141H78ZM24 143V142H23ZM33 143V142H32ZM80 143V142H79ZM87 143V142H86ZM94 143H95V141H94ZM123 143V142H122ZM194 143V144H195ZM201 143V142H200ZM213 143V142H212ZM215 143V142H214ZM9 144V143H8ZM11 144V143H10ZM187 144V142H185L184 143V145H186ZM190 144V143H189ZM202 144V143H201ZM203 144H205V143H203ZM202 144V145H203ZM209 144V143H208ZM207 144V145H208ZM218 144H219V142H218ZM20 145H22V144H20ZM38 145V144H37ZM65 146L67 145V144H64ZM63 145V146H64ZM79 145V144H78ZM146 145H148L147 143H146ZM262 145V144H261ZM8 146V145H7ZM13 146V145H12ZM12 146H10L9 148H11ZM63 146H62V148H63ZM204 146H206V145H204ZM211 146V145H210ZM213 146V145H212ZM4 147V146H3ZM26 147V146H25ZM29 147H30V145H29ZM66 147H68V146H66ZM201 147V146H200ZM220 147V146H219ZM238 147V146H237ZM13 148V147H12ZM14 148H16V146H14ZM17 148H18V146H17ZM23 148V147H22ZM182 148H183V146H182ZM202 148V147H201ZM3 149V148H2ZM64 149V148H63ZM68 149V148H67ZM149 149V148H148ZM152 149H153V146H152ZM220 149V148H219ZM11 150H14V149H11ZM22 150V149H21ZM30 150V149H29ZM29 150H27V151H29ZM32 150V149H31ZM65 150V149H64ZM90 150V149H89ZM92 150V149H91ZM172 150H173V148H172ZM192 150V149H191ZM199 150H200V148H199ZM222 150V149H221ZM20 151V150H19ZM23 151V150H22ZM102 151V150H101ZM224 151V150H223ZM3 152V151H2ZM7 152L8 151H6V152H4V153H6L7 154ZM199 152V151H198ZM249 152V151H248ZM263 152V151H262ZM10 153V152H9ZM9 153H8V155H9ZM22 152H20V154H21ZM25 153V152H24ZM29 153V152H28ZM133 153V152H132ZM160 154V153H159ZM165 154V153H164ZM186 154V153H185ZM203 154V153H202ZM225 154V153H224ZM2 155V154H1ZM14 155V153L12 154V156ZM15 155H16V152H15ZM131 155V154H130ZM129 155V156H130ZM153 155V154H152ZM158 155V154H157ZM223 155V154H222ZM3 156H5V155H3ZM23 156H24V154H23ZM23 156H22V158H23ZM200 156V155H199ZM31 157V156H30ZM143 157H144V155H143ZM205 159H207V160H210L211 158H212V156H211V154H209V153H207L206 155H205V157H204ZM204 158H202V161H203V159ZM26 159V158H25ZM27 159H29V158H27ZM128 159V158H127ZM166 159V158H165ZM204 159V160H205ZM218 159V158H217ZM258 159V158H257ZM17 160V159H16ZM225 161H226V158L224 159ZM260 160V159H259ZM52 160H50V161H48V162H50V163H52L51 162ZM166 162V161H165ZM229 162V161H228ZM236 162V161H235ZM20 163V162H19ZM158 163V162H157ZM230 163V162H229ZM15 164H17L16 162H15ZM25 164V163H24ZM138 164V163H137ZM197 164V163H196ZM1 165V164H0ZM20 165V164H19ZM29 165V164H28ZM53 165V164H52ZM228 165V164H227ZM236 165H238V163L237 164H234V163H231L230 164V166L231 167H236ZM22 166V165H21ZM50 166V165H49ZM144 166V165H143ZM150 166V165H149ZM162 166V165H161ZM181 166V165H180ZM224 166V165H223ZM243 166V165H242ZM170 167V165H168L167 163H164L163 164V167H162V169L164 170V171H168V168ZM239 167H241V166H239ZM246 167V166H245ZM249 167V166H248ZM2 168V167H1ZM23 168H25V166L23 167ZM31 168V167H30ZM36 168V167H35ZM181 168V167H180ZM190 168H191V165H189L187 168H184V169H186V170H190ZM216 168V167H215ZM256 168V167H255ZM14 169H15V167H14ZM138 169V168H137ZM231 169V168H230ZM261 169V168H260ZM2 170V169H1ZM4 170V169H3ZM8 170H10V169H8ZM7 170V171H8ZM176 170H177V168H171V173H173L174 171L176 172ZM192 170V169H191ZM197 170V169H196ZM195 170V171H196ZM212 170H213V168H212ZM216 170V169H215ZM254 170V169H253ZM37 171V170H36ZM53 171V170H52ZM113 171V170H112ZM231 171V170H230ZM262 172H263V168H262V170H261ZM4 172V171H3ZM11 172V171H10ZM45 172V171H44ZM185 172V171H184ZM261 172V173H262ZM30 173V172H29ZM34 173V172H33ZM46 173V172H45ZM169 173V172H168ZM170 173V174H171ZM178 173V172H177ZM180 173V172H179ZM178 173V174H179ZM193 173V172H192ZM7 174H9V177H11L10 176V173H7ZM16 174V173H15ZM117 174V173H116ZM177 174V175H178ZM256 174V173H255ZM259 175H261L260 173H258ZM263 174V173H262ZM1 175H3L2 174V171H1ZM34 175V174H33ZM36 175V174H35ZM119 175V174H118ZM122 175V174H121ZM173 175V174H172ZM176 175V176H177ZM181 175V174H180ZM227 175V174H226ZM233 178L232 179H235V178H237L238 180H241V185H245L246 187H249L248 189H250V188H252V187H254V181L252 180L253 178H252V175H253V173H251V172H249V170H245L244 168H241V169H239L237 172H236V170H234L233 171ZM259 175H256L255 177H258ZM264 175V174H263ZM43 176H47V175H43ZM120 176V175H119ZM119 176H116V177H118L119 178ZM167 176H169V175H167ZM175 176V177H176ZM200 176H202V175H200ZM148 177V176H147ZM153 177V176H152ZM179 177V176H178ZM191 177V176H190ZM228 177V176H227ZM235 177V178H234ZM6 178V177H5ZM27 178V177H26ZM31 178V177H30ZM151 178V177H150ZM153 178H155V177H153ZM158 178V177H157ZM156 178V179H157ZM185 178V177H184ZM122 179V178H121ZM230 179V178H229ZM261 179H264V177L263 178H261ZM47 180V179H46ZM45 180V181H46ZM160 181H161V179H159ZM255 180V179H254ZM11 181V180H10ZM41 181H43V180H41ZM44 181V182H45ZM194 181V180H193ZM12 182V181H11ZM10 182V183H11ZM47 182V181H46ZM48 182H50V179H49V181ZM48 182H47V184H48ZM55 182V181H54ZM153 182V181H152ZM228 183L229 182H231V181H227ZM226 182V183H227ZM110 183V182H109ZM154 183V182H153ZM177 183H178V181H177ZM224 183V182H223ZM264 183V182H263ZM29 184V183H28ZM49 185V184H48ZM51 185V184H50ZM59 185V184H58ZM204 185V184H203ZM229 185V184H228ZM235 185V184H234ZM47 186V185H46ZM226 186V185H225ZM261 186V185H260ZM4 187V186H3ZM48 187V186H47ZM70 187V186H69ZM115 187V186H114ZM238 187V186H237ZM263 187V186H262ZM49 189H50V187H48ZM51 188H52V185H51ZM54 188H56V187H54ZM256 188V187H255ZM0 189H1V187H0ZM21 189V188H20ZM48 189V190H49ZM66 189V188H65ZM225 189V188H224ZM233 189V188H232ZM264 189V188H263ZM120 190V189H119ZM118 190V188H117V191H119ZM244 190H245V188H244ZM252 190V189H251ZM259 190V189H258ZM262 190V189H261ZM24 191H26L25 189H24ZM69 191H71V190H69ZM68 191V192H69ZM224 191H227V190H224ZM48 192V191H47ZM56 192V191H55ZM110 192V191H109ZM228 192H230V191H228ZM241 193H245L243 190L242 191H240ZM250 192V191H249ZM255 192V191H254ZM262 192V191H261ZM41 193V192H40ZM51 193V192H50ZM60 192L58 191V193L56 192V194H59ZM116 193V192H115ZM160 193H164V192H162V190L160 191ZM172 193V192H171ZM175 193V192H174ZM179 193V192H178ZM224 192H223V190H222V187H221V189H220V191H219V193H218V197H217V199H216V201H217V205L219 206V207H222V208H224V205H225V199L223 200V199H221L220 198V196L221 195H224L223 194ZM136 194V193H135ZM156 194V193H155ZM169 194H170V191H169ZM173 194V193H172ZM176 194V193H175ZM237 194V193H236ZM256 194V193H255ZM178 195V194H177ZM246 195V194H245ZM253 195V194H252ZM44 196H46V195H44ZM49 196V195H48ZM159 196V195H158ZM158 196H156V197H158ZM175 196V195H174ZM226 196V195H225ZM248 196V195H247ZM51 197H52V195H51ZM160 197V196H159ZM172 197V196H171ZM177 197V196H176ZM181 197V196H180ZM212 197V196H211ZM229 197V196H228ZM250 197V196H249ZM260 197V196H259ZM38 198V197H37ZM53 198V197H52ZM58 198V197H57ZM175 198V197H174ZM224 198V197H223ZM29 199V198H28ZM177 199H178V197H177ZM235 199V198H234ZM257 199V198H256ZM52 200V199H51ZM140 200V199H139ZM154 200H155V198H154ZM251 200V199H250ZM262 200V199H261ZM260 200V201H261ZM158 201V200H157ZM157 201L155 202V203H157ZM182 201V200H181ZM228 201V200H227ZM232 201V200H231ZM247 201V200H246ZM254 201V200H253ZM256 201V200H255ZM135 202V201H134ZM251 202V201H250ZM259 202V201H258ZM144 203H145V201H144ZM174 203V202H173ZM236 203V202H235ZM260 203V202H259ZM258 203V204H259ZM3 204V203H2ZM1 204V205H2ZM150 204V203H149ZM148 204V205H149ZM152 204V203H151ZM196 204V203H195ZM228 204H229V202H228ZM256 204V203H255ZM262 204V203H261ZM263 204H264V202H263ZM45 205V204H44ZM135 205H137V204H135ZM147 204H145V206H146ZM155 205V204H154ZM207 206V205H206ZM256 206H257V204H256ZM3 207H4V205H3ZM147 207V206H146ZM214 207V206H213ZM226 207V206H225ZM229 207V206H228ZM234 207V206H233ZM258 207H260V206H258ZM148 209L147 210H149V212H150V208H149V206L147 207ZM153 208V207H152ZM218 208V207H217ZM231 210H233V209H231ZM258 210H260V208L258 209ZM173 211V210H172ZM172 211H170V213L172 212ZM177 211V210H176ZM219 211V210H218ZM225 211V210H224ZM234 211V210H233ZM165 212V211H164ZM204 212V211H203ZM169 213V212H168ZM4 214V215H3ZM2 215L3 216H6V214L5 213H3ZM166 214V213H165ZM193 214V213H192ZM211 214H213V212L211 213ZM0 215H1V213H0ZM167 215V214H166ZM178 215V214H177ZM169 216V215H168ZM180 216V215H179ZM189 216V215H188ZM216 216V215H215ZM231 216V215H230ZM1 217V216H0ZM200 210L199 209H197L196 208V211H195V214H194V221H195V223L197 224L198 222H199V219H200ZM205 217V216H204ZM203 217V218H204ZM5 218V217H4ZM3 218V219H4ZM9 218V217H8ZM166 218V217H165ZM189 218H190V216H189ZM192 218V217H191ZM218 218L220 219L221 217L220 216H218ZM8 220V219H7ZM191 220V219H190ZM233 220V219H232ZM232 220H230V221H232ZM219 221H221V220H219ZM228 221V220H227ZM9 222V221H8ZM192 222V221H191ZM234 222V221H233ZM257 222V221H256ZM1 223V222H0ZM200 223V222H199ZM4 224V223H3ZM190 224V223H189ZM263 224V223H262ZM127 225V224H126ZM179 225V224H178ZM258 225V224H257ZM183 226V225H182ZM250 226V225H249ZM264 226V225H263ZM181 227V226H180ZM195 227H197V226H195ZM217 227V221H211V223H210V227H208V228H204L205 230H208V229H215ZM232 227V228H231ZM230 227V229H231V231L234 233V232H238V230L240 231V229H241V227L237 224V223H234V224H232V226ZM2 228V227H1ZM158 228V227H157ZM182 228V227H181ZM245 228V227H244ZM7 229H8V227H7ZM167 229V228H166ZM158 230V229H157ZM174 230V229H173ZM181 230V229H180ZM194 230V229H193ZM198 230H199V228H198ZM246 230V229H245ZM6 230H5V228H4V231L3 232H5ZM11 231V230H10ZM2 232V233H3ZM181 232H182V230H181ZM227 232V231H226ZM14 233V232H13ZM177 233V232H176ZM217 233V232H216ZM227 233H229V232H227ZM6 234H8V233H6ZM211 234H212V232H211ZM246 234V233H245ZM227 235V234H226ZM230 235V234H229ZM262 235V234H261ZM5 236V235H4ZM9 236H11V234H9ZM181 236V235H180ZM232 236V235H231ZM5 237H8V235H6ZM230 237V236H229ZM4 238V237H3ZM2 238V239H3ZM10 239V238H9ZM14 239V238H13ZM5 240V239H4ZM3 240V241H4ZM185 240V239H184ZM3 241H0V242H3ZM9 241V240H8ZM240 241V240H239ZM11 242H12V239H11ZM186 242V241H185ZM215 242V241H214ZM225 242V241H224ZM230 242V241H229ZM235 242V241H234ZM231 243H232V241H231ZM3 244V243H2ZM237 244V243H236ZM240 244V243H239ZM143 245V244H142ZM3 246V245H2ZM1 248V247H0ZM4 248H5V246H4ZM184 250V249H183ZM238 250V249H237ZM173 251V250H172ZM233 251V250H232ZM231 251V252H232ZM180 253V252H179ZM159 254V253H158ZM181 258H182V256H181ZM170 261V260H169ZM168 261V262H169ZM177 262V261H176ZM182 263V262H181Z\"/></svg>", "mask_w": 264, "mask_h": 264}]
</instances>
